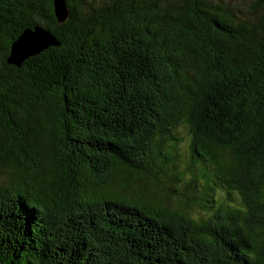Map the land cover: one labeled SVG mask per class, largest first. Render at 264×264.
<instances>
[{
    "label": "trees",
    "instance_id": "obj_1",
    "mask_svg": "<svg viewBox=\"0 0 264 264\" xmlns=\"http://www.w3.org/2000/svg\"><path fill=\"white\" fill-rule=\"evenodd\" d=\"M67 4L0 0V264H264V0Z\"/></svg>",
    "mask_w": 264,
    "mask_h": 264
},
{
    "label": "water",
    "instance_id": "obj_2",
    "mask_svg": "<svg viewBox=\"0 0 264 264\" xmlns=\"http://www.w3.org/2000/svg\"><path fill=\"white\" fill-rule=\"evenodd\" d=\"M55 15L58 21L64 22L69 16L67 0H54ZM57 37L50 29L41 25L26 28L12 43L8 63L20 66L22 62L53 45H59Z\"/></svg>",
    "mask_w": 264,
    "mask_h": 264
},
{
    "label": "rangeland",
    "instance_id": "obj_3",
    "mask_svg": "<svg viewBox=\"0 0 264 264\" xmlns=\"http://www.w3.org/2000/svg\"><path fill=\"white\" fill-rule=\"evenodd\" d=\"M188 139L186 138V140L185 141H183L182 142V144L184 145V146H186L187 144H188ZM2 181V179H0V182ZM194 211L192 212L193 214H195V215H198L200 212L199 211H201V209H197V206L195 207V209H193Z\"/></svg>",
    "mask_w": 264,
    "mask_h": 264
}]
</instances>
